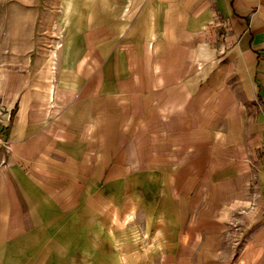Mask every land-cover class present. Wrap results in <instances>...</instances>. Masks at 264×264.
<instances>
[{
  "label": "crops",
  "instance_id": "crops-1",
  "mask_svg": "<svg viewBox=\"0 0 264 264\" xmlns=\"http://www.w3.org/2000/svg\"><path fill=\"white\" fill-rule=\"evenodd\" d=\"M60 41L0 64V264H264V0H77Z\"/></svg>",
  "mask_w": 264,
  "mask_h": 264
},
{
  "label": "rangeland",
  "instance_id": "rangeland-1",
  "mask_svg": "<svg viewBox=\"0 0 264 264\" xmlns=\"http://www.w3.org/2000/svg\"><path fill=\"white\" fill-rule=\"evenodd\" d=\"M77 0H0V64H9L15 57L34 55L35 51L46 52L61 45L65 32L69 9ZM248 221L253 220L256 205L252 194H248ZM224 240L234 245L238 252L243 241V222L241 212L229 222ZM236 245H235V244Z\"/></svg>",
  "mask_w": 264,
  "mask_h": 264
},
{
  "label": "built area",
  "instance_id": "built-area-1",
  "mask_svg": "<svg viewBox=\"0 0 264 264\" xmlns=\"http://www.w3.org/2000/svg\"><path fill=\"white\" fill-rule=\"evenodd\" d=\"M5 114V104L0 102V149L7 150L9 148V142L5 137V129L8 126V120L4 117ZM231 225L234 226V222H231Z\"/></svg>",
  "mask_w": 264,
  "mask_h": 264
}]
</instances>
